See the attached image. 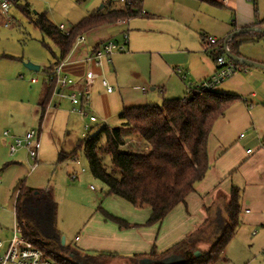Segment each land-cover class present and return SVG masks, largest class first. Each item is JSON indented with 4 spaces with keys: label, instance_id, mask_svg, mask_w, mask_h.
<instances>
[{
    "label": "rangeland",
    "instance_id": "1",
    "mask_svg": "<svg viewBox=\"0 0 264 264\" xmlns=\"http://www.w3.org/2000/svg\"><path fill=\"white\" fill-rule=\"evenodd\" d=\"M139 1H142L144 14L151 12L149 18H135L125 26L114 24L102 27L84 35L86 41L101 37L123 44L124 36L128 35L130 43L133 35H136L133 31L140 24L141 28L154 30L149 32V39L138 43L140 49L148 48V51L166 47L174 32L182 38V48L193 52L206 50L203 36L215 37L210 29H207L208 24L214 23L213 15L192 17L193 23L178 25L169 20L165 12L172 7L174 0H162L166 1L165 5L159 3V0ZM256 1L258 15L263 18L264 0ZM26 3L31 6L32 17L38 13H46L51 23L57 27L63 25L68 32L83 18L95 12L124 6L118 0H27ZM157 10H160V16L163 17L159 18ZM9 13V26H5L7 21L0 16V239L8 243L14 236V228L17 225L14 205L17 185L22 182L26 187L35 189L34 193L40 191L56 204V210L52 213L49 205H42V199L34 197L33 201L37 205L30 206L28 215L31 223L40 231L41 237L54 246H61L65 257H70L79 264H86L83 257L97 258L104 254L114 256L103 261V264H151L144 256L155 249L156 254L162 257L160 262L163 264H181V256L167 253L192 227L186 209L184 208L182 217L166 219L162 224L148 225L150 217L147 209L134 208L128 202L108 195V187L91 173L83 150H79L78 145L85 137H94L104 124H94L92 130L87 132L85 117L72 113L68 101L60 98L52 99L42 126L39 117L32 119L31 111L35 104L37 105L45 84L49 82L48 71L54 64L55 57H59V50L50 39L40 33L20 8L13 7ZM254 37L253 42L246 44L247 53L264 59V35ZM155 38L161 39L162 42ZM215 38L226 39L217 36ZM127 53L115 54L112 57L113 63L108 67L106 79L116 93L124 91L125 88H132L133 85L129 77L134 63L127 60ZM183 57L178 56L176 62L182 63L185 60ZM28 65H34L38 69L31 70ZM137 68L148 73L150 65L146 62L139 64ZM255 71L264 70L249 67L214 88L217 93L241 97V101L234 104L225 117L215 124L212 135L216 138H228L233 144L237 143L238 155L247 158L246 160L263 150L261 142H264V102L251 97L248 83L243 86H237L236 83ZM259 73L264 76V72ZM118 76L122 81L120 85L117 84ZM33 79L38 82L32 83ZM204 81H193V88ZM255 87H259V83ZM259 90L264 94V88ZM187 93L186 88L185 95ZM58 101L61 103L58 110H53V103ZM116 118L118 116L113 120ZM12 125H16L18 131L40 130L39 162L34 169L31 168L33 162L24 151L14 157L4 146L5 132L19 136L18 132L15 133L11 129ZM111 126H114V123H110ZM76 149L77 161H60L61 156L70 155ZM247 150L250 152L248 156ZM104 162L110 167V156L105 155ZM243 166L245 171L247 165L244 163ZM76 172L80 175L73 181L71 174ZM231 180L241 190L240 205L248 202L244 200L245 196L250 198L258 195L255 186H249L246 190V179L241 170L233 173ZM104 212L128 222L131 228H120L116 222L107 218ZM252 230L240 231L228 246L226 254L223 253L216 264H264V254L261 253L260 258L256 257L257 250L253 246L256 240L261 241L263 238L256 237L259 229ZM210 248V244L201 245L202 251H208ZM138 255L144 258H138ZM225 257L230 261L225 263ZM99 263L102 262L98 261L97 264Z\"/></svg>",
    "mask_w": 264,
    "mask_h": 264
},
{
    "label": "trees",
    "instance_id": "2",
    "mask_svg": "<svg viewBox=\"0 0 264 264\" xmlns=\"http://www.w3.org/2000/svg\"><path fill=\"white\" fill-rule=\"evenodd\" d=\"M199 1L220 7L215 0ZM24 4H15V7L20 8L40 33L50 39L59 50V57H55V62L48 71L49 82L45 84L39 102L42 125L56 91V80L52 75L70 56L77 40L91 31L145 14L142 1L128 0L122 8L109 7L83 18L66 34L60 26L51 23L46 13H38L32 17L30 4ZM255 10L258 13L256 0ZM258 24L264 26V19L259 20ZM255 35L257 34L246 32L228 41V38L221 40V43L225 44L227 41L232 54L245 58L240 52L241 47L254 41ZM99 48L98 46L97 49ZM213 58L215 60V56ZM239 101L241 97L238 95L217 93L213 89L202 95L187 93L183 98L165 100L162 105L126 108L120 115V127L104 125L94 137L82 139L78 149L83 150L93 176L108 187V195L118 197L137 209L150 208L151 216L147 224H162L178 205L186 203L187 197L195 193L197 186L206 178L211 168L208 144L214 126ZM105 155L110 156V167L104 162ZM60 159L77 161V149ZM34 197V189L26 187L24 183L18 186L15 212L23 236L45 251L57 264H79L74 259L65 257L61 246H54L44 240L40 231L31 223L28 213ZM39 197L42 205H49L54 213L56 204L44 193ZM218 199L223 205L222 210H217L214 214L211 212L212 207L207 208L209 216L204 224L170 248L167 254L181 256V264H216L222 258L241 225V192L234 187L229 200L222 195ZM104 214L120 228H131L128 222L106 212ZM204 244H210L211 248L202 251L201 245ZM197 251L201 252L200 257L195 256ZM113 256H87L83 260L86 264H97L98 261L103 264V261ZM137 257L148 258L151 264H163L160 262L162 257L156 254L155 249L149 255Z\"/></svg>",
    "mask_w": 264,
    "mask_h": 264
},
{
    "label": "crops",
    "instance_id": "3",
    "mask_svg": "<svg viewBox=\"0 0 264 264\" xmlns=\"http://www.w3.org/2000/svg\"><path fill=\"white\" fill-rule=\"evenodd\" d=\"M215 1L220 4V7L213 6L199 0H174L172 7L166 9L165 12L169 16V20L178 25H182V23H186V25L187 23H193L191 19L192 17L199 18L202 15H213L215 17L214 23L208 24L207 29H210L215 37H224L226 39L236 31H243L254 27L264 28V26L258 24V21L263 20L264 17L260 18L258 13H256L255 0ZM159 3L165 5L166 1L162 2V0H159ZM159 11L160 10H157L156 13H158L160 16L161 12L159 13ZM222 11L227 13H220ZM150 13L151 12H147L144 16L138 18H149ZM161 17L163 16H160L159 18ZM131 21L132 20L120 22L118 24H120L121 26H125L126 24L129 25ZM140 25L135 31H133L136 35L135 37L133 35L131 42L128 44L129 54L127 53L128 55L126 58L127 60L129 59L132 61V63H134L132 64L133 70L129 77L130 82L133 85H143V87L132 85V88H123L124 91L116 93V90L113 88L112 84L109 83V81L106 79V76H108V67L110 66L109 64L113 63L112 58L110 59V61H104V64L102 62V64L99 66L87 65L86 63H84V59L88 55L92 54L93 51L97 50L98 46L101 47L100 45L110 40L107 38L95 37L93 41H86L85 39L84 42L75 46L70 56L63 63V75H66L67 77L72 79L74 81V85L69 86L66 90L62 91L67 95L66 97H61L58 92H56L53 95L52 99L60 98L63 100H67L71 107L70 111L72 112L73 104L69 99L71 93L76 90L82 92L89 90L91 94L90 112L98 118V122L96 124L101 123L110 126V123H114V126L111 127L118 128L122 124L120 115L122 114L124 109L130 107L146 106L148 104L161 105L165 100L183 98L185 97V89L187 88V84L192 85L193 81L206 80L208 77L216 73L217 65L211 51L202 52L201 50H197L193 52L188 50L187 48H182L183 40L175 32L172 34L173 36L170 37L171 39H169L170 41L168 42L167 46L162 49L152 51H148V48L140 49L138 47V43L144 42L149 39V32L154 31L152 30V28H141ZM255 34H257L255 36H259L258 33ZM253 38L255 37L253 36ZM155 39L161 41V39L159 38ZM163 43H165V41H163ZM246 44L247 43L243 44V46L241 47L240 52L242 53V55L246 59L264 64V59L260 56L247 53ZM178 56H184L183 58L185 60L182 63L176 62V58ZM146 62L150 65L148 73L137 68L139 64H144ZM179 68L182 69V73L184 74L185 79L177 74L176 70ZM90 70L94 71V73L97 75V78L92 82L91 85L87 86L86 74ZM259 72L264 71L252 72L245 78H242V80L238 81L236 84L237 86H243V84L248 83L249 88H251V97L255 100H261L262 102H264V94L259 90L260 88H264V76H262V73ZM102 80H106L108 84L113 88L112 93L107 92V89L102 84ZM121 82L122 81L118 76L117 84L120 85ZM258 83L259 87H255V85ZM43 89L41 91L37 105L35 104L33 110L31 111L32 114H30L33 120L39 117V123V102L43 94ZM245 103H247L246 100ZM60 104V101L54 102L52 107L53 110L57 111ZM117 116L118 118H116V120H113L114 117ZM11 129L15 133L18 132V137H23L28 131H18L19 129L16 125H12ZM213 136L214 135H211L208 144V153L211 168L206 178L197 186L196 192L187 197L186 203L178 205L167 216L166 219L173 220L175 217H182V212L185 208L187 218L188 220H190L189 222L192 223V227L190 228V230L188 229L189 232L185 236L187 237L188 235L196 231L207 220L209 216L206 211L207 208L212 207L211 212L214 214L217 210H222L223 205L218 199L220 195L225 196L229 200L232 189L234 187L240 190V188L236 184H234L231 178L233 173L241 170L246 179V190L249 188V186H255L254 188L258 190V195L250 196V198H248V195L245 196L244 200H248V202L245 205H241V225L236 230L235 236L231 240V242L236 238L240 231L244 229H246L247 231H253L252 229H259L261 233L258 232L256 234V237L261 236V238L263 239H261V241L252 239V241L256 240L253 246L257 250L255 251V254H257L256 257L260 258L261 256L259 255L261 253L264 254V142H261L263 145V150H261L256 156L246 160L247 158H242L238 155L237 143L233 144L230 140H228V138L226 139L225 137L222 138L220 136L219 138H216ZM5 139L6 142L4 146L9 151V143L11 142V138L5 137ZM22 151L18 153H21ZM249 153V150H247V156ZM244 163L245 166L247 165L245 171L242 169L244 168ZM21 183L22 182H20L19 185ZM34 192H36L35 189ZM16 194L17 195L14 205V212L15 206L17 204L18 191ZM41 194L42 193L40 191H37V193H34V196L36 198H40L39 196H41ZM240 200L242 204V197ZM31 205H37V203L33 202L31 203ZM146 209L148 210V215L150 217L151 209ZM230 243L228 244V246L230 245ZM228 246L226 247V250L224 252L225 254L227 252ZM229 261L230 259L228 257H225L224 262L226 263Z\"/></svg>",
    "mask_w": 264,
    "mask_h": 264
},
{
    "label": "built area",
    "instance_id": "4",
    "mask_svg": "<svg viewBox=\"0 0 264 264\" xmlns=\"http://www.w3.org/2000/svg\"><path fill=\"white\" fill-rule=\"evenodd\" d=\"M119 2L125 4L128 0H118ZM27 0H0V16H2L7 22L5 26H9L11 20L10 9L15 7V4L26 3ZM60 29L66 34L70 32L65 30L63 25L60 26ZM85 38L80 37L77 40V45L84 42ZM205 44V51H211L212 55L215 56V62L217 65L216 73L206 79L196 88L187 84L188 93H198L202 95L205 91L213 90L217 85L223 83L228 78L246 71V69L239 63L230 59L225 51L228 47L225 44L221 43V40H218L212 36H203L202 39ZM128 35L124 36L123 44L109 40L106 43H103L102 46L93 51L92 54L88 55L84 59V63L87 65L99 66L104 61H110V59L115 54L127 53L128 52ZM229 50V49H228ZM63 63L59 65L52 77L56 80V92L61 97H66L62 91L66 90L69 86L74 85V81L67 77L63 71ZM177 74L185 79L182 70L177 69ZM97 78V75L94 71L90 70L86 74V84L87 86L91 85L92 82ZM32 83H36L37 80H31ZM103 86L107 89L108 93L113 92V88L108 84L106 80L102 81ZM71 103L73 104V113H78L85 117L86 124L85 130L87 132L92 130V125L98 122V118L91 114V94L89 90L84 92L76 90L71 93L69 96ZM6 138H11L9 143V153L11 156H15L18 152L24 150L33 165L31 168L34 169L39 162V150H40V132L38 130L32 129L27 131L23 137L11 136L9 132H5ZM80 173L76 172L71 174V179L74 181L78 179ZM1 184V180H0ZM14 236L11 241L5 243L0 239V264H57L53 261L45 251L37 247L31 241L27 240L22 233L21 227L18 225L14 228Z\"/></svg>",
    "mask_w": 264,
    "mask_h": 264
},
{
    "label": "water",
    "instance_id": "5",
    "mask_svg": "<svg viewBox=\"0 0 264 264\" xmlns=\"http://www.w3.org/2000/svg\"><path fill=\"white\" fill-rule=\"evenodd\" d=\"M246 32H255V33H258V34H264V28L254 27V28L243 30V31H236L230 37H228L227 41L229 39H234V38L238 37L239 35L244 34ZM227 41L225 43L226 47H227ZM225 53L230 59H232L233 61H235V62H237V63H239L241 65H244V66H246L248 68L252 67V68H258V69H263L264 70V64L254 62V61H251V60L246 59V58H239L238 56L232 54L228 49H226ZM27 67L29 69H31V70H37L38 69L34 65H28ZM64 243H65V240L63 239L62 240V244L64 245ZM195 256L196 257H200L201 253L197 251L195 253Z\"/></svg>",
    "mask_w": 264,
    "mask_h": 264
}]
</instances>
